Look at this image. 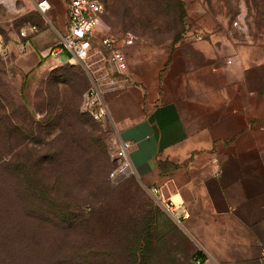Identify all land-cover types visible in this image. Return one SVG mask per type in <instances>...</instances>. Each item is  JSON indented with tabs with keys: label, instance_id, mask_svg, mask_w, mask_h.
I'll return each instance as SVG.
<instances>
[{
	"label": "crops",
	"instance_id": "obj_1",
	"mask_svg": "<svg viewBox=\"0 0 264 264\" xmlns=\"http://www.w3.org/2000/svg\"><path fill=\"white\" fill-rule=\"evenodd\" d=\"M16 1L46 19L0 35L9 63L24 77L70 75L66 64L76 63L51 52L66 28L69 0H48L45 15L39 0ZM192 24L207 32L203 40L134 33L132 44L119 43L124 69L117 88L102 93L108 116L100 124L133 143L129 156L143 185L160 187V264H262L264 42L200 14Z\"/></svg>",
	"mask_w": 264,
	"mask_h": 264
},
{
	"label": "rangeland",
	"instance_id": "obj_2",
	"mask_svg": "<svg viewBox=\"0 0 264 264\" xmlns=\"http://www.w3.org/2000/svg\"><path fill=\"white\" fill-rule=\"evenodd\" d=\"M102 1L104 22L118 34L131 31L158 41L185 34L198 40L200 29L192 20L200 14L243 36L233 22L244 12L248 38L264 42V0ZM12 2L17 11L0 0L2 38L28 22H45L46 16L23 11V2ZM7 55L0 52V236L5 248L38 254L33 264H81L69 259L79 253L86 254L84 264H160L159 217L165 212L136 175L109 177L111 132L81 111L89 85L83 69L66 64L70 75L59 80L24 77ZM60 58L66 61L64 54ZM62 206L73 214L63 216L71 211Z\"/></svg>",
	"mask_w": 264,
	"mask_h": 264
},
{
	"label": "built area",
	"instance_id": "obj_3",
	"mask_svg": "<svg viewBox=\"0 0 264 264\" xmlns=\"http://www.w3.org/2000/svg\"><path fill=\"white\" fill-rule=\"evenodd\" d=\"M36 7L42 15L50 8L48 0H39ZM105 5L102 0H69L67 4L66 28L59 32L53 44V54L66 53L70 56L69 62L79 64L91 77V84L83 93L81 111L87 113L93 120L101 123L108 116L107 105L102 93L117 88L116 75H121L124 69V57L119 43L130 45L137 39L130 31L121 34L111 31L103 23ZM241 32H246L245 13L240 12L233 22ZM97 32H101L98 42L101 47H95ZM196 37H202L196 32ZM0 52L6 55L7 50L1 43ZM124 79V78H122ZM109 141L113 147L112 159L114 166L109 172L111 179L135 175L129 156L133 143L112 134ZM147 191L157 199L160 196V187L151 185ZM264 264V254L262 256Z\"/></svg>",
	"mask_w": 264,
	"mask_h": 264
},
{
	"label": "trees",
	"instance_id": "obj_4",
	"mask_svg": "<svg viewBox=\"0 0 264 264\" xmlns=\"http://www.w3.org/2000/svg\"><path fill=\"white\" fill-rule=\"evenodd\" d=\"M104 5H105V3H104ZM105 11H106V5H105ZM45 194H46L45 191L42 192V196H44ZM65 208L67 211L69 207L67 208L65 206H62L61 207L62 211L65 210ZM38 209L41 212H45L44 209H42L41 207ZM69 209H70L69 211H71V212L62 213L63 216L73 214L74 211L71 210V208H69ZM80 215H81V213H80ZM4 242H5V239H2V237L0 236V264H18L19 262L21 264H33V260L38 259V257H39L38 254H27L26 252L18 253V252H14V251H9L5 248ZM85 256H86L85 253H79V255H73L69 259H72V261H74V259L77 258L78 260L76 261V263L84 264V260H85L84 257ZM61 261L64 262L63 259ZM89 264H92V263L89 262Z\"/></svg>",
	"mask_w": 264,
	"mask_h": 264
},
{
	"label": "bare ground",
	"instance_id": "obj_5",
	"mask_svg": "<svg viewBox=\"0 0 264 264\" xmlns=\"http://www.w3.org/2000/svg\"><path fill=\"white\" fill-rule=\"evenodd\" d=\"M4 1L7 2L10 5V7H11L12 10L15 9L12 0H4Z\"/></svg>",
	"mask_w": 264,
	"mask_h": 264
}]
</instances>
